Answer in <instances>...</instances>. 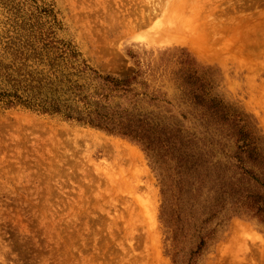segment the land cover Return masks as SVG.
<instances>
[{"label":"rangeland","instance_id":"374dc122","mask_svg":"<svg viewBox=\"0 0 264 264\" xmlns=\"http://www.w3.org/2000/svg\"><path fill=\"white\" fill-rule=\"evenodd\" d=\"M54 41L202 162L183 177L162 145L0 103V264H264L243 198L264 164L245 176L233 139L245 125L264 158V0H0V94L18 47Z\"/></svg>","mask_w":264,"mask_h":264},{"label":"trees","instance_id":"16d2710c","mask_svg":"<svg viewBox=\"0 0 264 264\" xmlns=\"http://www.w3.org/2000/svg\"><path fill=\"white\" fill-rule=\"evenodd\" d=\"M58 44L54 41L40 48L25 43L17 48L13 62L3 68L9 86L0 94V103L4 108L25 107L43 115L61 116L70 122L135 140L153 155L160 154L162 145L172 152L171 161L183 177L200 168L202 160L192 152V141L187 144L167 141L164 145L159 125L149 123L141 116H128L119 106H113L115 99H124L134 92L130 80L100 75L85 61H80L81 55L74 47L67 44L58 47ZM207 108L221 114V106L216 101H212ZM221 120L230 122L223 117L220 120L215 118L216 122ZM233 136L238 143L234 158L245 176L261 184L259 176L244 168L246 161L260 169L264 164L250 132L242 125ZM261 185L264 187V184ZM255 194L243 196L249 202L247 208L264 215V195Z\"/></svg>","mask_w":264,"mask_h":264},{"label":"bare ground","instance_id":"6f19581e","mask_svg":"<svg viewBox=\"0 0 264 264\" xmlns=\"http://www.w3.org/2000/svg\"><path fill=\"white\" fill-rule=\"evenodd\" d=\"M165 20V19H164ZM173 21V20H172ZM175 22V21H174ZM255 24V23H254ZM257 26V24H256ZM153 28V27H152ZM165 31V30H164ZM249 32V31H248ZM259 32V31H258ZM246 33V32H245ZM244 34V33H243ZM247 34V33H246ZM249 34V33H248ZM256 34V33H255ZM258 34V33H257ZM261 34V33H260ZM245 36V35H244ZM249 37V36H248ZM252 39V38H251Z\"/></svg>","mask_w":264,"mask_h":264}]
</instances>
